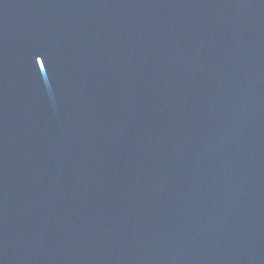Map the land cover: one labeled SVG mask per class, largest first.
Segmentation results:
<instances>
[{
	"label": "water",
	"instance_id": "1",
	"mask_svg": "<svg viewBox=\"0 0 264 264\" xmlns=\"http://www.w3.org/2000/svg\"><path fill=\"white\" fill-rule=\"evenodd\" d=\"M0 264H264V0H0Z\"/></svg>",
	"mask_w": 264,
	"mask_h": 264
}]
</instances>
